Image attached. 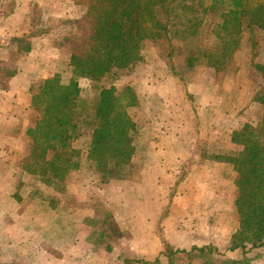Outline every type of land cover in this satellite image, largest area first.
Wrapping results in <instances>:
<instances>
[{
  "label": "crops",
  "instance_id": "0c3cea01",
  "mask_svg": "<svg viewBox=\"0 0 264 264\" xmlns=\"http://www.w3.org/2000/svg\"><path fill=\"white\" fill-rule=\"evenodd\" d=\"M27 7L12 6V9L16 10L4 20L5 22L2 20L0 25L3 33L9 31L8 39L4 41L10 43V46H0V72L5 74V78L0 82V207L8 205V208L12 210L13 220L17 219L16 222L23 224L30 231L31 235L25 231L19 233L23 237L26 236L27 240L35 233L42 231L43 241L52 243L53 240L59 244L57 247H60L62 251V258L52 262L50 258L39 252L36 264H63L65 262L72 264V260L73 264H83V261L87 264H109V260L114 261L116 257L124 253L126 254V264H133L131 260L136 255L145 261L154 262L158 258L160 259L164 246L161 234L169 244L190 242L192 246L199 245L196 244L198 240H203L200 228L196 227L189 231L182 224H177V226L171 224L172 221L182 222V219L179 218L178 213H173L175 204L170 202L167 196L170 188L176 184L185 189L199 192L204 187L207 190L209 188L214 190L222 189L225 185L232 186V190L234 189L232 181H236L237 172L225 158L238 154L239 145L233 141V133L239 130L243 124H250L240 122L239 125H236L234 114L236 111L239 112L235 108L237 106L226 105V110H222L226 100L224 98L225 89L235 83L234 77L237 75L231 77L226 70H215L209 66L199 68L197 63L191 66L187 63L185 68L181 66V78L177 74L179 73L177 68L171 72L167 68L171 64L176 67V63L183 62V60L174 57L170 61L154 51L148 52L147 56L144 54L142 63H138L135 67L138 72L145 71V76L140 82L139 88L132 86L136 93L137 106L142 111H140L138 119L132 118L129 112V109L134 111L136 106L127 108L128 114L136 125L132 142L134 150L130 162L121 170L112 169L113 174L107 177V180L111 179L110 181L104 182V184H87L86 186L82 181L73 180L78 173L85 171L83 166L85 160L88 161V164L90 163V166L92 165L91 167H95V162L89 159L88 152H86L83 163L73 162L77 167L71 171L70 179L62 181L60 184L42 181V185L33 192L34 196L36 195L35 199L27 203L28 198L22 196L20 193L22 191L17 189L18 185L13 182V176L20 170V161H24L33 153L32 149L29 154V144L32 146L35 144L27 135L28 129L34 125L33 121L29 122L28 115L31 111V90L36 87L35 85H41L57 75L61 76L64 83H69L74 79L70 67L71 56H68L66 64L70 81L64 80L60 74V71H64L65 67L60 70L59 60L52 68L45 69L42 66L45 63L44 50L47 54L53 52L62 54V49L54 46L52 43L54 38H51L50 35L38 33L34 37L31 34L36 23L30 20V15L22 14L38 7H32V9ZM39 9V12L43 14V27H48L52 23H57L68 17L66 15L68 10L63 7L60 9L58 6L49 7L46 4ZM17 30H20V33L17 34ZM9 37L11 38L9 39ZM34 41L37 42L36 47ZM21 43L24 47L21 46ZM7 49H14L19 60L18 66L10 67L7 60L6 62L1 60L5 59L2 55ZM53 60L55 61V59ZM20 65L21 68L18 69ZM53 70L54 72L49 74ZM153 72L155 75L151 74ZM215 76L218 79L213 78ZM220 79L221 82H219ZM78 84L82 88L87 85V82L79 80ZM246 85L249 86L250 83L246 82ZM255 97L252 94L254 111L264 110V105L256 103ZM153 112L154 116H152ZM149 118L151 122H148ZM138 125L143 129L139 131L141 133L137 138ZM91 138L90 132L89 140ZM23 141L28 142L24 143ZM73 154L79 156L82 152L76 151ZM184 169L187 170V173L189 172V175L185 176L187 179L183 178L180 182ZM116 172H121L126 177V181H116L114 175ZM94 173L100 179L106 180L103 174L97 172L96 167ZM192 173L193 175H191ZM206 182L207 186H205ZM57 185L62 187L61 190L58 191ZM124 185H126V190L133 191L138 188L139 197L136 198L133 193L129 195L124 193L125 195L122 196L121 189ZM63 189L64 191L61 192ZM86 191L89 192L90 197L96 198L94 201L109 207L107 214L104 215L106 221L114 219L117 222H122L132 217L133 224L130 227L133 231H130V236L133 239L131 241L122 240L118 245L115 243L112 249L102 253H97L94 245L84 241L85 246L82 248L78 246L81 241L77 242V240L82 237L81 230L83 229L79 230L80 238L73 239L75 230H71L70 219L87 220L88 216L85 215H90L96 210L89 203L90 207L76 206L83 205L81 202L84 200H90V197H84ZM219 192L215 195L216 199L222 196L221 191ZM56 194L58 197L54 198L55 200L49 198ZM6 195L7 198L4 200ZM38 196L40 197L38 198ZM40 198L45 201L41 202ZM62 198L74 205L62 201ZM194 201L193 198L190 203ZM223 202L221 200L219 204ZM233 206L234 203H232ZM132 208H135L134 212ZM198 208L202 215L205 211L210 213L204 198L202 204L201 202L200 205L198 204ZM0 212H4V209H0ZM30 214L41 218V228H38L36 219L35 222L28 220ZM195 214L194 211L193 219L196 217ZM56 216L62 221L58 227L55 222H59V219H55ZM197 219L199 218L195 220ZM211 219L210 213L209 221ZM94 226H96L95 222H92V231L98 229L93 228ZM120 228L126 230V223H120ZM208 229L206 237L218 235V228L216 231L208 226ZM101 230L99 229L96 233ZM83 232L88 234L87 230H83ZM21 246V244L10 241V245L6 248V245L2 246L0 243V264H13L12 262H16L18 258L17 254L22 250H26L30 254L31 246L28 244L24 247ZM4 252H8L11 259L6 260ZM45 252L51 256L50 253ZM85 254L87 257H84ZM64 257H69L70 260L64 259Z\"/></svg>",
  "mask_w": 264,
  "mask_h": 264
},
{
  "label": "trees",
  "instance_id": "16d2710c",
  "mask_svg": "<svg viewBox=\"0 0 264 264\" xmlns=\"http://www.w3.org/2000/svg\"><path fill=\"white\" fill-rule=\"evenodd\" d=\"M88 18L90 46L85 55L71 56L74 79L64 83L57 75L32 92L34 125L27 135L37 148L36 174L42 177L52 164L77 167L60 149L72 147L79 126L92 129L88 157L105 179L113 174L111 162L116 170L130 162L136 125L127 108L138 103L134 88L117 82L122 70L143 60L145 40L165 41L168 58L188 56L189 63L205 49L207 64L215 70L234 61L246 36L255 56L264 53V0H96ZM254 66L264 77V61ZM79 80L87 85L80 88ZM255 102L264 105V90ZM232 137L242 147L225 158L237 172L234 205L240 227L229 250L246 254L247 245L264 248V118L256 125L243 124Z\"/></svg>",
  "mask_w": 264,
  "mask_h": 264
},
{
  "label": "rangeland",
  "instance_id": "374dc122",
  "mask_svg": "<svg viewBox=\"0 0 264 264\" xmlns=\"http://www.w3.org/2000/svg\"><path fill=\"white\" fill-rule=\"evenodd\" d=\"M96 0H0V25L2 20L4 21L7 17L11 15L13 11L16 9H12V6L14 7H23L26 8L29 6V8L32 9V7H38L37 9H32L28 11V13H23L25 16L30 15V20L34 23L35 29L31 34H33L34 37L38 35V33L41 34H47L50 35L51 38H54L52 43L54 46L59 47V49H62L61 52H53L51 54H47V52L44 50V59L45 63L42 64L45 69L47 67H53L54 64L59 60L60 61V67L62 70L63 67H65L64 71H60V74L64 77V80L70 81L69 74L67 73V59L68 56L72 55H85L90 46V37H91V26H90V20L88 18V13L92 6L94 5ZM50 6H58L60 9L63 7L65 10H68V13L66 15L68 17H65L67 19H63L62 21H58L57 23H52L50 26H42V19L43 14L39 12V8L43 5ZM28 8V7H27ZM5 22V21H4ZM4 28V27H3ZM2 28L0 27V46H10L8 42L4 41L5 39H8L9 31H2ZM17 34L20 33V30H17ZM11 37H9L10 39ZM35 42V47L37 45V42ZM6 43V44H5ZM5 44V45H4ZM261 45H264V43H261ZM21 46L24 47V45L21 43ZM14 49L16 47H13ZM14 49H7L2 57L5 59H1L2 61L9 63L10 67H15L19 65V60L17 59V55L14 52ZM13 50V51H11ZM141 55L144 58V54L147 56L148 52L154 51L156 54H160L165 59H173L167 57L168 52V46L167 43L163 40L160 41H152L145 40L141 45ZM207 51L205 49H201L199 53H197L196 59H193L189 63L190 59H188V56H178V60H183V62H177L176 67H174L173 64L170 65L167 70H174L177 68L179 70V77L182 78L181 75V66H184L185 64H189V66L194 65L197 63V67L199 68H205L208 66V59H207ZM61 57H60V56ZM36 56V55H35ZM59 56V58H57ZM55 59V61L53 60ZM170 60V61H171ZM260 60L264 61V53L259 54V56L254 55V50L252 47V42L249 40V38L246 36L241 43L240 48L237 50L234 61L228 65L221 68V70L228 71V74L233 77V75H237L234 77L236 79L234 84H231L226 87L224 92V98L226 99L223 104V109L226 110L225 106H237L239 110L235 112L234 119L237 121L236 125H239L240 122H246L250 123L251 125H256L258 122H260L264 118V110L254 111L253 104L251 96L253 94V97L257 95L258 92L261 90H264V77L261 74V71L255 68L254 64L255 61ZM142 63V62H141ZM168 64V63H167ZM138 65V64H137ZM144 65V64H143ZM136 65L131 66L127 69H124L120 72L119 81L117 82V85L125 86L130 85L134 86L135 88H139L140 82L144 78V72L141 71L138 72L136 70ZM21 68V65L18 67V69ZM162 68V67H161ZM191 68V67H190ZM7 71H12L11 69H6ZM136 70V71H135ZM1 71V70H0ZM54 70L49 73L52 74ZM138 72V73H136ZM238 73V74H237ZM151 74H154L151 73ZM133 75V76H132ZM155 75V74H154ZM5 78V74L3 72H0V82L2 79ZM213 78H216L213 77ZM218 79V77L216 78ZM42 82V81H41ZM221 82V79L220 81ZM246 82H249L250 85L247 86ZM40 84L35 85L36 87ZM141 87V86H140ZM32 88V92L33 89ZM217 88V87H216ZM215 90V89H214ZM32 96V94H31ZM236 110V109H235ZM140 109L138 106H136L135 110L129 109L130 115L132 118L138 119L140 115ZM142 112V111H141ZM143 114V113H142ZM29 115V122L33 121V114L32 111L28 113ZM27 115V117H28ZM152 116H154V112L152 113ZM135 120V119H134ZM242 120V121H240ZM151 122V119L149 118V121ZM138 136L139 137L141 131L143 129L142 126L138 125ZM91 132L92 135V129L87 126H79L77 130L74 133L73 138V144L71 148L67 149H60V152L64 157H66L72 164L73 162H81L83 163V160L85 159L84 153L88 152L89 146H90V140H89V133ZM228 135V134H226ZM28 142V141H23ZM29 144V154L30 150L33 153L24 159V161H20V170L13 176V182L18 185V190L22 191L20 192L22 196L28 198V202H32L33 199H35L36 195L34 196V191L37 187H40L41 182H51V183H61L62 181H66L70 179L71 171L73 169H69V164H52L47 171L45 176H39L36 174L37 169L35 168V156L37 152V148L35 145ZM237 153L241 151V146L238 147ZM82 152L79 156H75L73 152ZM233 152V151H232ZM90 164V163H89ZM88 164V161L85 160L83 166L85 167V171L82 173H78L76 177H74L73 180L82 181L87 186V184L92 183H103L108 182L111 179L106 178V180H102L99 178V176H96L94 173V166L91 167ZM115 162H111L109 165V168L115 169L114 166ZM24 165V166H23ZM23 168V169H21ZM22 170V171H21ZM102 174V173H100ZM115 180L120 181H126V177L121 172H116L115 174ZM189 175V172L187 173V170L184 169V172H182V175L180 177V182L183 178L187 179V176ZM193 175V173L191 174ZM217 176V174H216ZM221 177V175H219ZM211 180L209 179V182ZM183 182V181H182ZM189 182V181H188ZM234 183V189L232 190V186L225 185V187H222V189H214L212 190L209 188L208 190L202 189L200 192L196 190L191 189H185L182 186H178L176 184L175 186L171 187L169 190V195L167 198H169L170 202H173L175 205L173 207V213L179 214V218L182 219V222H171V224H182L183 226L187 227V230L190 231L194 230L196 227L200 228L201 237L203 240L199 239L198 243L199 245H191L190 242H187L186 244H169V242L166 240L163 234L161 236L163 237L164 246L162 249V253L160 256V259L158 258L156 261H145L136 255L131 260L133 264H225L229 260H242V264H264V248H253L251 245H247L246 248V254H243L241 250H235L230 251L229 248L232 246L231 239L233 234L238 231L240 227V217L237 211L236 206L234 205L232 207V203H234L237 190L235 187L234 180L232 181ZM207 186V182L206 185ZM62 188V187H61ZM60 185H57L58 191L61 190ZM225 190V191H224ZM64 189L61 191L63 192ZM116 191L118 193V186L116 187ZM221 191V197L216 199V194L220 193ZM87 192V193H86ZM84 194V197H90L88 195V191H86ZM199 192V193H198ZM57 193V192H56ZM122 196L125 194H134L136 198L139 197V189L136 188L135 190L127 189L126 185L123 186L121 189ZM125 193V194H124ZM7 194V192H6ZM127 196V195H126ZM141 196V194H140ZM40 196H38L39 198ZM58 197V194L53 195L52 197H49L52 200H55ZM6 197L4 200H6ZM55 198V199H54ZM195 199L193 203H190V201ZM203 198L205 200V204L208 206V210L211 213V220L209 221L210 213L208 211H205L203 215L200 213V209L198 208V204L200 205V202L202 204ZM41 202H44L42 198H40ZM95 197H90V200L82 201L81 204L83 205H76V206H88L92 205V207L96 208V210L88 216L87 220L81 221V220H74L70 219V225L71 230L73 231V239L80 238V228L83 230H87V233H84L82 231V237L77 240V242H80L78 246L81 248L88 244L94 245V249L97 253H102L103 251H106L108 249H112L113 245L118 243L122 240L131 241L133 238L130 236V231H133L131 229L130 225L132 223V217L126 221L117 222L116 220L109 219L106 221L105 214H107L108 206L101 204V202H96ZM224 201L222 204H219L220 201ZM62 201H65L69 204L74 205L72 202H68L65 200V198H62ZM90 205H89V204ZM113 204V203H112ZM210 204V205H209ZM8 205H4L3 207H0V209H4V212H0V243L2 246L6 245V248L10 245L11 242H15L17 244H21V247H24L28 244V246H31L32 249L30 250V254L26 252V250L20 251L17 256L16 262H12L13 264H36V260L38 258L39 252L41 255H45L47 258H50L52 262H54L57 259L62 258V251L60 250V247H57V243H55L52 240V243H47L44 240V236H41L43 233L42 231L39 233H35L30 239L27 240L26 236H22L19 233H22L23 231L27 232L31 235L30 231L26 229V227L16 222V220H13V213L10 208H8ZM135 208H132V210ZM135 210H133L134 212ZM195 211V219L199 218L197 220L193 219V212ZM198 213V215H197ZM198 216V217H197ZM68 218V217H67ZM38 224V228H41L40 220L41 218L34 217L30 214V217L28 220H31ZM55 219H59L57 216ZM85 219V218H84ZM95 222V225L93 228H98L96 231H92L91 229V223ZM126 223V230H123L120 228V223ZM56 226L58 227L59 223L61 224L62 221L59 219V222H55ZM208 226L211 228H214L217 231L218 228V235L214 236H208L206 237V232L209 231ZM237 227V229H235ZM202 228V229H201ZM99 229H102L101 232L99 231L96 233ZM236 230V231H235ZM40 231V230H39ZM235 231V232H234ZM32 233H34L32 231ZM84 233V235H83ZM103 234V235H102ZM180 239V238H179ZM178 239V240H179ZM30 241V243H29ZM86 243H84V242ZM186 241V240H185ZM192 241V239H191ZM24 244V245H23ZM203 244V245H201ZM207 244V245H206ZM210 247L206 251L199 252L195 251L194 248H202V247ZM169 247V248H168ZM22 249V248H20ZM47 251L52 256H48L46 254ZM170 253V255H168ZM5 259L9 260L10 254L8 252H4ZM74 256V255H73ZM84 257H87L85 254ZM83 258V257H82ZM64 259L70 260L69 257H64ZM64 261V260H63ZM109 260V264H126V254H122L119 257H116L114 261ZM8 262V261H7ZM63 264H68L67 262ZM73 264V260H72ZM83 264H87L85 261H83Z\"/></svg>",
  "mask_w": 264,
  "mask_h": 264
}]
</instances>
